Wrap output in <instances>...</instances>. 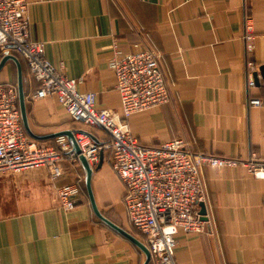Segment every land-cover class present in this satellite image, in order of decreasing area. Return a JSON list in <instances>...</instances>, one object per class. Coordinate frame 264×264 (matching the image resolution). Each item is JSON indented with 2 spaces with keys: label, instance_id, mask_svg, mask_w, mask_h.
Instances as JSON below:
<instances>
[{
  "label": "crops",
  "instance_id": "crops-1",
  "mask_svg": "<svg viewBox=\"0 0 264 264\" xmlns=\"http://www.w3.org/2000/svg\"><path fill=\"white\" fill-rule=\"evenodd\" d=\"M26 1L29 35L45 42L46 58L78 80L79 91L95 93L96 108L117 114L140 143L156 146L180 137L195 151L264 159V78L258 70L250 89L245 78L247 61L264 66V0H247L254 30L249 52L242 40L243 0ZM114 45L122 51L147 48L158 56L168 103L122 118L109 67ZM19 60L33 133L72 129L54 97L32 98L37 82ZM5 83L16 85L10 60L0 70ZM249 96L262 104L249 106ZM90 130L95 140L108 139L103 130ZM55 138L44 143L54 145ZM99 156L91 176L98 210L143 242L128 220L125 189L108 152ZM60 165L54 181L46 167L0 173V264H143V252L92 212L79 161L63 158ZM201 177L205 229L175 233L176 264H264V179L242 168L208 165ZM77 181L75 206L61 209L56 186Z\"/></svg>",
  "mask_w": 264,
  "mask_h": 264
},
{
  "label": "built area",
  "instance_id": "built-area-1",
  "mask_svg": "<svg viewBox=\"0 0 264 264\" xmlns=\"http://www.w3.org/2000/svg\"><path fill=\"white\" fill-rule=\"evenodd\" d=\"M26 0H0V55L13 54L23 60L37 82L33 99L54 97L66 111L74 129L80 153L72 150L63 136L54 145L38 143L23 129L15 84H0V173L46 167L52 181L62 174L60 161L78 162L83 155L92 167L100 151L108 152L112 170L124 186L123 203L129 222L144 238L154 264H176L173 249L175 233H200L205 220L196 210L203 199V166L242 168L254 178L264 179V159L203 153L192 149L183 138L160 145L142 144L117 114L95 106V93L79 91L78 80L65 76L46 58L45 42L32 39L26 17ZM245 50L253 48L252 18L243 0ZM109 67L115 77L122 118L166 104L170 92L161 71L158 56L150 49L122 51L113 46ZM258 67L245 65L247 88H253ZM249 106L261 100L248 97ZM98 128L108 139L97 141L89 131ZM77 182L56 186L59 206L69 210L76 204Z\"/></svg>",
  "mask_w": 264,
  "mask_h": 264
},
{
  "label": "water",
  "instance_id": "water-1",
  "mask_svg": "<svg viewBox=\"0 0 264 264\" xmlns=\"http://www.w3.org/2000/svg\"><path fill=\"white\" fill-rule=\"evenodd\" d=\"M9 60L12 61L16 67V89H17L18 108H19L21 123H22L23 129L25 130L26 134L31 139H34V140H43V139L55 138L58 136H64L67 139L68 143L70 144L72 150L76 153H80L79 147H78L76 140L74 138V132L75 131L73 128L57 131V132L47 134V135H37V134L33 133V131L31 130V128L29 126L28 119H27V112H26V108H25V93H24V85H23V82H24L23 72H22L21 62H20L19 58L13 54H5V55L1 56V58H0V70L3 67V65ZM258 70H259L260 76L262 78H264V66L263 65L260 66ZM99 158H100V161L98 163V166H100V164L102 162L101 156H99ZM78 161L82 165V167L85 171V179L84 180H85L86 192L88 195L91 210L94 213V215L96 217H98L102 222H104L107 226L116 230L121 235L126 237L129 241H131L134 245H136L143 252V254L145 256L143 264H148L149 261L151 260V255H150V252H149L148 248L146 247V245L143 242H141L140 240H138L137 238H135L134 236H132L131 234L127 233L126 231H124L123 229H121L120 227H118L117 225L112 223L111 221H109L107 218H105L100 213V211L98 210V208L95 204V200H94L92 190H91V176L93 173V167L91 165H89V163L87 162V160L85 159V157L83 155H79ZM198 205L200 206L199 214L205 220L204 204L200 202V203H198Z\"/></svg>",
  "mask_w": 264,
  "mask_h": 264
},
{
  "label": "trees",
  "instance_id": "trees-1",
  "mask_svg": "<svg viewBox=\"0 0 264 264\" xmlns=\"http://www.w3.org/2000/svg\"><path fill=\"white\" fill-rule=\"evenodd\" d=\"M89 131H90V129H89ZM90 132H91V131H90ZM49 139H51V138H49ZM49 139L36 140V141H37L38 143L45 144L44 142H48ZM80 192H81V188H80ZM80 192H79V193H80ZM151 261H152V260H150L148 264H150Z\"/></svg>",
  "mask_w": 264,
  "mask_h": 264
}]
</instances>
